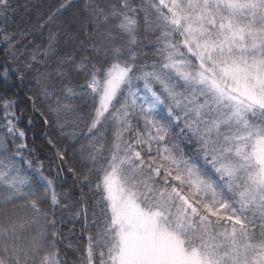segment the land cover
I'll list each match as a JSON object with an SVG mask.
<instances>
[{"label":"snow or ice","instance_id":"obj_1","mask_svg":"<svg viewBox=\"0 0 264 264\" xmlns=\"http://www.w3.org/2000/svg\"><path fill=\"white\" fill-rule=\"evenodd\" d=\"M20 7L0 0V84L34 82L52 161L0 96V264H69L65 214L71 264H264V0L32 4L28 55Z\"/></svg>","mask_w":264,"mask_h":264},{"label":"trees","instance_id":"obj_2","mask_svg":"<svg viewBox=\"0 0 264 264\" xmlns=\"http://www.w3.org/2000/svg\"><path fill=\"white\" fill-rule=\"evenodd\" d=\"M16 2L20 5L27 3L29 7L27 10H25L23 7H20L17 8L16 12L10 13V18L6 26L9 28V30L28 29L29 31H31L32 34L25 41L26 43H28L29 47V52H26V55H28L30 54V50L32 49L33 45H44L46 44L47 40L46 31L41 33L33 29V26L39 19V13L36 9L32 8L31 5H42L43 7L40 8V13H43L48 5L56 3L57 0H16ZM0 26H3L2 22H0ZM4 64L5 54L3 52H0V65ZM8 66L11 71L13 65L9 62ZM10 83V87L0 84V96L13 98L15 95L16 97H18V111L22 113L19 126L26 132L29 143L36 148L35 155L39 156V158L44 160L45 163H51L52 157L46 154L48 152V149L45 146V126L42 125L38 114L33 113L31 104L27 102V98L31 94L29 89H35L34 82H30L26 79L23 83H21L18 79H16L14 80V82ZM0 114H2V110H0ZM29 118L33 119L32 124H28ZM79 163L80 161L78 156L75 160L71 158L69 159V164L79 166ZM67 166L68 165H65V168ZM52 171H55V164H52ZM57 190L68 191L70 194H73L76 197H78L79 194V188L73 187L72 174L66 171L61 174L60 180L57 181ZM57 215L59 216V212L57 213ZM64 220L65 223L61 227L65 235V240L61 244V255L62 258L68 260L69 264H71V262L76 259V256L73 254L75 248H68L66 245L68 243H71L74 246L82 247L86 242V237L81 236L82 228L80 221L72 220L67 214L64 215Z\"/></svg>","mask_w":264,"mask_h":264}]
</instances>
